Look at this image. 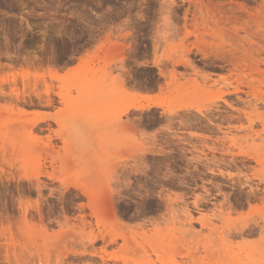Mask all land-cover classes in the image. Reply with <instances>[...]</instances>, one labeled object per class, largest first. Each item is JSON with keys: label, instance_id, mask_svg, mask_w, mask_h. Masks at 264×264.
<instances>
[{"label": "rangeland", "instance_id": "rangeland-1", "mask_svg": "<svg viewBox=\"0 0 264 264\" xmlns=\"http://www.w3.org/2000/svg\"><path fill=\"white\" fill-rule=\"evenodd\" d=\"M260 32L264 0H0V264H264Z\"/></svg>", "mask_w": 264, "mask_h": 264}, {"label": "bare ground", "instance_id": "bare-ground-1", "mask_svg": "<svg viewBox=\"0 0 264 264\" xmlns=\"http://www.w3.org/2000/svg\"><path fill=\"white\" fill-rule=\"evenodd\" d=\"M206 2H208V1H206ZM208 3H209V2H208ZM202 4H203V3H202ZM204 6H206V5H204ZM217 6H218V5H217ZM241 6L243 7V5H241ZM201 8H202V7H201ZM219 8H220V7H219ZM223 8H224V7H223ZM243 8H244V7H243ZM243 8H242V9H243ZM92 9H93V8H92ZM244 9H245V8H244ZM215 10H216V9H215ZM230 10H231V9H230ZM211 11H212V10H211ZM222 11H223V10H222ZM224 11H225V10H224ZM224 11H223V12H224ZM201 12H202V11H201ZM218 12H219V11H218ZM223 12H222V14H223ZM228 12H230V11H228ZM219 13H220V12H219ZM231 13H233V12H231ZM234 13H236V11H235ZM234 13H233L231 16H234V15H235ZM239 13H240V12H239ZM243 13H244V12H243ZM223 15H224V14H223ZM204 16H205V14H204ZM221 16H222V15H221ZM231 16H230V17H231ZM236 16H237V15H236ZM236 16H234L233 19H237L240 15H239L238 17H236ZM223 17H225V16H223ZM226 18H227V16H226ZM226 18H225V19L223 18V19L226 20V21H228V22H229L230 20H232V19L229 20V19H226ZM228 18H229V15H228ZM223 19H221V20H223ZM261 19H262V18H261ZM215 20H216V19H215ZM219 20H220V19H219ZM221 20H220V21H221ZM239 20H240V19H239ZM203 21H204V19L202 20L201 23H203ZM235 21H236V20H235ZM235 21H234V22H235ZM242 21H243V20H242ZM244 21H245V20H244ZM244 21H243V22H244ZM199 22H200V21H199ZM222 22H223V21H222ZM222 22H221V23H222ZM232 22H233V20H232ZM225 23H226V22H225ZM230 23H231V21H230ZM260 23H261L260 21L256 22V26H257L258 28L261 26ZM199 24H200V23H199ZM199 24H198V25H199ZM203 25H204V23H203ZM205 25H207V24H205ZM208 25H209V24H208ZM213 25H214V24H213ZM239 25H240V24H239ZM199 26H200V25H199ZM210 27L212 28V26H210ZM210 27H209V28H210ZM213 27H214V26H213ZM250 27H251V22H248V20H246L244 23L241 24V29L246 28V29H243V30H247V28L249 29ZM238 28H240V27H238ZM218 29H219V27H218ZM216 31H217V30H216ZM218 32H219V31H218ZM212 33H213V32H212ZM221 33H222V32H221ZM252 33H253V32H252ZM258 34H259V33H258ZM211 35H213V34H211ZM216 35H217V33H216ZM261 35H262V37H264V34L260 32V37H261ZM200 36H201V35H200ZM209 36H210V35H209ZM207 37H208V36H207ZM262 37H261V38H262ZM198 38H199V37H198ZM200 38H201V37H200ZM204 38H205V36H204ZM60 41H61V40H60ZM50 42H51V41H50ZM59 45H61V43H60ZM119 46H120V44H119ZM123 46H125V44L122 45V48H125V47H123ZM128 46H129V45H128ZM128 46H127V47H128ZM120 47H121V46H120ZM118 48H119V47H118ZM219 48H220V47H219ZM120 49H121V48H120ZM128 49H129V48H128ZM214 49H215V48H214ZM257 49H258V48H257ZM118 50H119V49H118ZM119 51H122V49L119 50ZM124 51L126 52V48H125ZM127 51H128V50H127ZM131 51H132V50H131ZM208 51H209V50H208ZM210 52H211V51H210ZM219 52H220V51H219ZM121 53H122V52H121ZM121 53H118V54H121ZM212 53H213V52H212ZM51 54H52V53H51ZM123 54H124V53H123ZM123 54H121L120 57L118 56V58H120V59L122 60V59H123V56H125V54H124V55H123ZM235 55H236V54H235ZM183 56H184V55H183ZM222 56H223V55H222ZM50 57H51V56H50ZM51 58H52V57H51ZM124 58H125V57H124ZM160 59H161V58H160ZM182 59H183V58H182ZM182 59L179 60V61H180V64H182V65L185 66V65H188V64L190 63V62H189L190 60L187 61L186 59H185V60H184V59L182 60ZM118 60H119V59H118ZM123 60H125V59H123ZM123 60L120 62V63H121V64H120L121 66H122V62H123ZM119 61H120V60H119ZM126 61H127V60H126ZM126 61H125V62H126ZM164 61H165V60H164ZM179 61H178V62H179ZM188 62H189V63H188ZM123 63H124V62H123ZM163 63H164V62H163ZM124 64H126V63H124ZM123 67H124V65H123ZM123 67H122V68H123ZM124 68H125V67H124ZM119 69H120V68H119ZM53 71L55 72L56 70H53ZM53 71H52V72H53ZM120 71H121V70H120ZM52 72H51V73H52ZM120 73H121V72H120ZM122 73H123V72H122ZM128 73H129V72H128ZM159 73H160V71H159ZM161 73H162V71H161ZM161 73H160V74H161ZM57 74H58V73H57ZM57 74H54V73H53V75H52L51 78L56 77L55 75H57ZM59 75H60V73H59ZM119 75H120V74H119ZM173 75H174V74H173ZM173 75H172V76H173ZM116 76H117V75H116ZM120 76H121V75H120ZM121 77H122V76H121ZM128 78H129V77H128ZM56 79H57V78H56ZM124 79H125V78H124ZM124 79H123V80H124ZM125 80H126V79H125ZM115 82H116V81H115ZM123 82H124L125 85H126V82H125V81H123ZM128 82H129V81H128ZM15 84H16V83H15ZM43 84H44V83H43ZM116 84H118V86H115V87H113V88L116 89V87H117L118 90H119V89H121V91L124 90V89L122 90V88H123L124 85H123V83H122L121 81H119V83H118V81H117ZM127 84H128V83H127ZM246 84H248V83H246ZM46 86H48V85H46ZM124 87H125V86H124ZM127 88H128V87H127ZM48 89H49V87H48ZM97 89H98V88H97ZM49 90H50V89H49ZM105 90H106V89H105ZM46 91H47V92H45V94H46L45 97H41L40 99H43V100H42V101L40 100V101L42 102V104L44 103L43 105H46V106H50V107H51V105L53 104L54 101H53V98H52V97L50 96V94L48 93L49 91H48V90H46ZM59 91H61V90H59ZM100 91H101V90H99V91L97 90V92H100ZM103 91H104V89H103ZM112 91H113V90H112ZM16 92H18V91H16ZM57 92H58V91H57ZM62 92H63V91H62ZM62 92H61V93H57V96H58L59 100H61L60 103L65 101ZM55 94H56V93H55ZM91 94H92V93L90 92L89 95H91ZM95 94H96V93H95ZM98 94H99V93H98ZM111 94H112V92H111ZM111 94H110V95H111ZM87 95H88V94H87ZM96 95H97V94H96ZM96 95H94V96H96ZM16 96H17V93H16ZM23 96H24V95H23ZM55 96H56V95H55ZM57 96H56V97H57ZM115 96H116V95H115ZM115 96H114V97H115ZM120 96H121V95L119 94V97H120ZM86 97H87V96H86ZM91 97H92V95H91ZM91 97H90V98H91ZM106 97H107V96H106ZM108 97H110V96H108ZM65 98H66V97H65ZM87 98L89 99V97H87ZM96 98H98V95L96 96ZM121 98H122V97H121ZM121 98H120V99H121ZM11 99H12V98H11ZM19 99H20V98H19ZM22 99H23V98H21L20 101L26 100L25 103H24V104H26L27 99H23V100H22ZM91 99H92V98H91ZM93 99H95V97H94ZM105 99H107V98H105ZM111 99H112V98H111ZM120 99H117V97H116L115 100H120ZM115 100H113V101H114V102H118V101H115ZM121 100H124V99H121ZM17 101H18V100H17ZM31 101H32V100H31ZM23 102H24V101H23ZM108 102H109V100L107 101V103H108ZM114 102H112V100H111V103H114ZM121 102H123V101H121ZM16 103H17V102H16ZM21 103H22V102H21ZM30 103H31V102H30ZM58 103H59V102H58ZM65 103H66V102H65ZM105 103H106V102H105ZM19 104H20V103H19ZM108 104H110V103H108ZM122 104H124V103H122ZM125 104H126V102H125ZM11 105H12V104H11ZM120 105H121V104H120ZM24 106H25V105H24ZM36 106H37V105H36ZM65 106H66V105H65ZM14 107H15V105H14ZM44 107H45V106H44ZM117 107H118V106H117ZM129 107H132V106H129V105L126 104V106H124L122 109H120V110H118V111L116 112V114H117L116 116H118V118H121V117H120V114H121V115L123 114V116H124V115L127 116V114H128V110H129ZM134 107H135V106H134ZM140 107H141V106H140ZM22 108H23V107H22ZM111 108H112V107H111ZM100 109H101V108H100ZM100 109H99V111H100ZM21 110H22V109H21ZM23 110H24V109H23ZM110 110H111V109H110ZM22 113H23V112H22ZM111 113H113V112H111ZM114 113H115V112H114ZM129 113H130V112H129ZM52 114H53V113H52ZM57 114H58V112H57ZM107 114H108V116L110 115V113H107ZM53 115H54V114H53ZM105 115H106V114H105ZM105 115H104V116H105ZM113 115H114V114H113ZM48 116H49V115H47V114H46V115H38V116L34 117L32 120H24V121L21 122L20 125H19L20 128L22 129L21 131H23V133L26 131L25 133L28 134L29 131H32V129H34L33 127L38 126V125L41 124V123H47V122H48L47 120L49 119ZM104 116H103V117H104ZM123 116H122V117H123ZM106 117H107V116H106ZM118 118H117V119H118ZM128 118H129V117H126L127 122L129 121ZM51 119H52L53 121H55V123H56L57 125L61 126V124H62V120H60L59 117H51ZM112 119H113V118H112ZM124 119H125V118H124ZM106 120H107V119H106ZM108 120H110V119H108ZM110 121H112V120H110ZM190 121H191V120H190ZM118 122H119V121H118ZM118 122H117V123H118ZM122 122H123V121H122ZM122 122H121V123H122ZM107 123H109V121H108ZM188 123H189V122H188ZM250 123H251V122H250ZM47 124L49 125V123H47ZM47 124H46V125H47ZM125 125H126V124H125ZM127 125H128V124H127ZM129 125H130V124H129ZM131 125H132V124H131ZM17 126H18V125H17ZM108 127H109V126H108ZM108 127H107V128H108ZM36 128H37V127H36ZM15 129H16V126H15ZM133 129H134V128H133ZM51 130H52V129H51ZM39 131H41V130H39ZM48 131H49V130H48ZM19 132H20V131H19ZM51 132H52V131H51ZM8 135H9V134H8ZM11 135H13V134H11ZM19 135H20V134H19ZM54 135L57 136V137L62 141V143H63L64 146H65L66 144H68V142H69V141H68V137H67V135L63 132L62 129H60V130H55V131H54ZM54 135H53V136H54ZM31 136H32V135H31ZM48 136H49V135H48ZM51 136H52V135H51ZM51 136H49V137H51ZM52 138H53V137H52ZM46 141H47V140H46ZM49 141H50V140H49ZM47 142H48V141H47ZM49 143H50V142H49ZM40 145H41V144H40ZM69 147H70V145H69ZM94 147H95V146H94ZM130 149H131V148H130ZM130 149H129V150H130ZM124 150H125V149H124ZM129 150H128V151H129ZM47 151H49V150L47 149ZM96 151H97V149H96ZM125 151H126V150H125ZM118 152H119V151H118ZM121 153H122V152H121ZM125 153H126V152H125ZM137 153H138V152H137ZM137 153H136V154H137ZM155 153H156V152H155ZM123 154H124V153H123ZM139 154H141V153H139ZM128 155H129V154H128ZM37 156H38V155H37ZM130 156H131V155H130ZM130 156H129V157H130ZM39 157H40V156H39ZM142 157H143V155H142ZM40 158H41V157H40ZM37 161H39V159H38ZM37 161H36V162H37ZM43 161H44V160H43ZM52 161H53V160H52ZM39 162H40V161H39ZM36 164L38 165V162H37ZM39 164H40V163H39ZM125 165H126V164H125ZM122 166H123V165H122ZM38 167H40V165H39ZM118 167H119V166H118ZM123 167H125V166H123ZM126 167H127V166H126ZM40 169H41V168H40ZM127 170H128V169L125 168V171H124V172L127 173ZM129 171H130V170H129ZM129 171H128V173H129ZM124 175H126V174H124ZM50 176H51V175H50ZM125 177H128V176H125ZM37 178H38V177H37ZM125 180H126V179H125ZM66 182H67V181H66ZM113 182H114V181H113ZM75 184H76V183H75ZM128 185H129L128 180H126V183H125V186H124V187L127 189ZM75 187H76V185H75ZM78 187H80V186L77 185V188H78ZM122 187H123V186H122ZM122 187H121V188H122ZM82 188H83V187H82ZM100 189H101V188H100ZM117 190H118V189H117ZM114 191H115V190H114ZM125 193H126V190H125ZM101 194H102V193H101ZM73 195H74V194H73ZM120 195H121V194H120ZM102 196H103V194H102ZM115 198H116V196H115ZM197 199H198V197H197ZM111 200H112V199H111ZM195 200H196V199H195ZM105 201H106V200H105ZM99 202H100V201H99ZM115 202H116V200H115ZM195 202H196V201H195ZM100 203H101V202H100ZM108 205H109V204H108ZM114 210H115V209H114ZM112 213H113V212H112ZM39 214H40V213H39ZM112 215H113V214H112ZM108 216H109V215H108ZM40 217H41V216H40ZM64 222H65V221H64ZM211 224H212V223H211ZM202 225H206V223H205V222H202ZM90 232H91V231H90ZM74 234H75V233H74ZM99 234H100V233H99ZM93 235H94V234H93ZM92 237H93V236H92ZM111 237H112V236H111ZM94 238H95V237H94ZM115 238H116V237H114V239H115ZM204 243H205V242H204ZM84 244H85V243H84ZM207 246H208V245H207ZM208 249H209V248H208ZM205 251H207V250H205ZM127 263H130V262H127Z\"/></svg>", "mask_w": 264, "mask_h": 264}]
</instances>
